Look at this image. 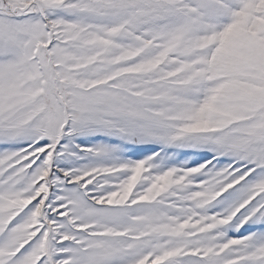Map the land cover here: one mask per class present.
Wrapping results in <instances>:
<instances>
[{"label":"snow or ice","instance_id":"1","mask_svg":"<svg viewBox=\"0 0 264 264\" xmlns=\"http://www.w3.org/2000/svg\"><path fill=\"white\" fill-rule=\"evenodd\" d=\"M0 264H264V0H0Z\"/></svg>","mask_w":264,"mask_h":264}]
</instances>
